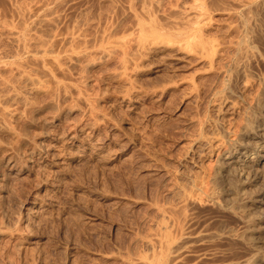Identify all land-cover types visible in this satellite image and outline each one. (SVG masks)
<instances>
[{
    "label": "bare ground",
    "instance_id": "1",
    "mask_svg": "<svg viewBox=\"0 0 264 264\" xmlns=\"http://www.w3.org/2000/svg\"><path fill=\"white\" fill-rule=\"evenodd\" d=\"M119 1L114 0V8L107 6L111 12L104 8L110 13L105 16L97 5L99 9L89 12L92 21L84 24L78 19L82 22L83 14H89L78 3L55 28L48 23L42 27L44 18L35 17L49 5L38 1L34 13L24 10L27 15L18 14L15 20L24 30L34 15L38 19L32 27L36 40L25 42L30 44L26 50H17L18 31L5 27L4 39L16 48H0V69L10 72L0 79V151L6 153L0 193L6 190L7 176L37 179L42 192L25 216L26 224L37 226L52 217L66 183L101 201L117 199L102 182L83 184L71 166L108 168L137 145L138 128L128 114H144L142 109L149 114L183 85L184 94L197 96L204 89V112L189 117L197 129L189 139L190 153L181 161L189 172L174 173L173 199L150 204L154 218L136 237L140 249L111 254L121 264H264V0ZM93 81L99 92L92 91ZM121 109L128 114L117 115ZM41 124L48 129L39 131ZM29 125H37L38 132ZM101 129L105 133L99 137ZM213 155L206 170L205 160ZM44 168L49 170L46 176ZM206 206L219 211L196 212ZM84 212L90 221L98 219ZM223 215L229 218L225 224ZM21 234L16 227L0 225V238ZM32 234L29 229L28 243L36 244ZM234 246L239 250L232 253ZM30 257L35 264L55 263L40 250Z\"/></svg>",
    "mask_w": 264,
    "mask_h": 264
},
{
    "label": "rangeland",
    "instance_id": "2",
    "mask_svg": "<svg viewBox=\"0 0 264 264\" xmlns=\"http://www.w3.org/2000/svg\"><path fill=\"white\" fill-rule=\"evenodd\" d=\"M14 1L15 0H13V2L12 0H0V27L2 26V28H0V48H4L3 51H12L16 46L14 44L15 46L13 47V44L7 39L5 40L2 35V32L8 26H10L12 30L18 31L16 39L18 45L16 46L17 50H26L30 44L26 43L28 45L25 48V42L33 43L36 40V34H38L33 33L32 29L34 24L38 22V19L35 17L44 18L45 22H42L45 24L41 22L42 27L43 25L45 26L46 23H48V25L50 24L49 26L54 27L58 25L57 22H59L61 18L67 15V12L74 13V9L77 8V5L83 3L82 7H85V10H87L85 12L89 15L86 14V16L83 12L84 16H82V18H84V20L81 19L82 22L80 19L78 20L80 23H88L93 19L92 14L89 12H93L100 7V13L102 14L104 12L103 16L107 14L109 15V12L112 10L110 8L112 7L107 8V6L109 7L113 6L112 4H115L114 0H112L113 2L111 0H99L100 2L96 0V6L94 0H84L85 2H83V0H79L81 2L77 0H69L70 2L63 0L66 5L62 0H59V2H57L58 0H49L50 2H48V0H44L43 2H41L42 0H24V3L26 2L27 4L23 6V0H19L22 5L18 0ZM38 1L41 4H49L45 9L47 12L45 11L43 13L44 15L42 13L38 14V16L34 15L35 17L33 16L32 22L26 23L24 30L22 28L19 30L20 26L17 24V21L15 22L17 15H27L24 14V10L25 13H34L35 7L38 5L35 3H38ZM75 1L76 4L74 3ZM115 1L120 2L119 0ZM124 1L125 0L121 3ZM165 2L167 3V1ZM11 4H14L15 6H11ZM29 4H33V8H31L32 5H30V7ZM71 4L76 5V7L68 10L71 8ZM22 6L24 8L26 7L27 10L26 8L23 9ZM10 7L13 9H10ZM102 7L106 10L109 9V12L107 13L105 9L102 10ZM52 8L54 9L51 10ZM15 9H18V11L16 12ZM88 9L91 10L88 11ZM48 11L51 14L55 13V16L52 15V18L51 14H48ZM47 16L49 18L51 16L52 20H46L49 19ZM78 18H81V16ZM216 18L220 19L221 17L219 18V16H216ZM3 22L4 25L7 23L9 25L7 24L4 26ZM13 22L18 26H14L15 23ZM223 26L224 25H222V27L220 26V32L225 28V26ZM212 32H214V30H212ZM220 32L218 30L217 34L219 36L221 35ZM27 33L30 34L28 35ZM31 33L33 35L32 37L35 39L30 37ZM27 35L29 36V39L27 38ZM25 39L29 41H26ZM18 41L22 42L20 43ZM19 46L22 49L19 48ZM7 48L9 50H7ZM0 51H2V49ZM0 70V75H2V77L0 76V79L3 77L8 78V76H10L8 69ZM5 71L9 72V75ZM4 72L7 76H5L6 74L3 76ZM206 77L208 76L206 75ZM186 87L187 86L183 85L178 89L172 90L164 97L160 104H157L159 109L157 108V105H155V109L149 114L147 111L145 112L144 109H142L144 114L140 115L128 114L122 109V111H115L118 113L117 115L120 116H125V113L132 116L133 121H135L134 123L138 128V133H136L137 137H135V144L137 145L131 146L125 154L119 155L117 161L113 162L108 168L104 167L101 169L98 168L99 166L97 167L91 164H82L79 168L74 165L71 166V171L74 174L80 173L82 175L83 184L91 182L92 184L94 183L100 186V183L102 182L101 186H104L103 188L105 190L118 197L117 199L101 201L100 199L90 197L88 195L89 193L80 192V194L72 185L70 186L71 183H66L62 187L63 191L59 194L60 196L58 195L59 200H57V204L53 209V218H50V216L47 217L48 220L46 219V222L41 223L39 226L34 222L29 223L28 225V223L26 224L25 222V216L33 207L31 202L35 199L37 194L38 196L41 194L42 186L37 184L38 181H35L37 179H34V177L24 175L22 179L16 180L12 176H7L5 184H3L4 187L2 186V188H4L3 190H6L5 192H2L3 196L0 197V225L5 224L10 225L11 228L16 227L22 234L15 235L13 238H9L8 236L0 238V264H35L34 262L36 259H31L30 256L31 253L36 250H40L45 256L47 255V260L54 261V264H66L69 253H71V256H68L69 260H71L69 261V264H121L111 252H116L117 250L122 252L125 250L136 251V248L137 250L140 249V243L136 241V237L147 231L149 222L154 218V211L150 208V204L154 202L162 203L165 200L173 199L174 197H172V194L169 191L176 182L173 177L174 173L178 171L180 173L182 172V175L184 174V171L185 174L189 172L188 166L181 161L186 153H190L191 143L189 139L197 129L195 123H190V119L192 117L195 118L196 114H202L206 105L205 100H207V93L202 89L199 93L200 95L197 96L195 93L184 94L187 92ZM100 88V85L97 84L96 81L91 83V89L93 92H99ZM40 100L41 99L39 98L38 103L42 102V100ZM74 114L73 117L77 119L79 115L77 114V116L76 113ZM29 126L30 127L27 128L32 132L34 131L33 133L36 131L38 132V130H35L38 128L37 125ZM43 126L45 128H43ZM42 128L48 129L44 124H41V126L39 125V131L42 130ZM102 130L103 129L99 132V137L104 135L101 133H105L104 130ZM113 136H115V134ZM214 155L205 160V165L207 163V166L204 165L206 170H208V168L210 169L213 164V159L216 157ZM5 156V151H0V169L3 168L1 163L4 162L6 158ZM46 169L44 168L42 171L45 176L49 174L48 168ZM104 176L107 177V180ZM7 187L10 189L13 187L14 190L11 189L10 192V189L8 191ZM2 193H0V195H2ZM220 194L219 201L223 204V202L225 203L226 201V196L224 197L223 191ZM220 202L219 204L222 205ZM81 207H86L87 210H85L86 208L83 209ZM206 208L201 207L197 209L198 211L196 210V212L200 213L199 215H210L219 211L208 206H206ZM88 210L89 212L97 214L98 219L90 221L84 212ZM207 210H209V213ZM58 213L61 214L59 218L57 217ZM228 219L227 216L223 215L221 219L222 223L225 224ZM26 225L29 227H26ZM29 229L33 233L32 235L35 236L34 238L38 239L36 244L28 243L27 237L29 235H27V233ZM238 246L241 245L239 244ZM70 247L74 248V250H71ZM238 250L239 247L234 246L230 252L233 253ZM104 254H107L108 256Z\"/></svg>",
    "mask_w": 264,
    "mask_h": 264
}]
</instances>
